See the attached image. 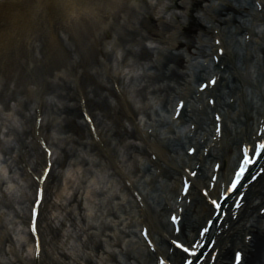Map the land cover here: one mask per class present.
<instances>
[{"label":"rangeland","instance_id":"1","mask_svg":"<svg viewBox=\"0 0 264 264\" xmlns=\"http://www.w3.org/2000/svg\"><path fill=\"white\" fill-rule=\"evenodd\" d=\"M153 1L126 11L120 19L114 16L107 21L100 13L96 18L64 23L62 30L56 27V38L60 37L56 46L44 41L41 54L47 56L33 64L30 72L24 70L31 57L23 46L4 55L6 68L0 65V264L19 263L10 252L9 240L21 233L22 221L28 217V200L32 198L29 177L37 172L35 166L44 157L34 136L38 117L39 137L55 152L39 220L43 234L41 264L72 262L61 256L64 250L89 264H118L112 257L129 264L133 256H141L130 242L132 222L142 219L140 209L112 160L120 162L125 175L155 209L168 196V181L157 168L160 165L165 170L166 166L159 160L153 164L148 154L150 143L163 139L162 131L168 126L162 123L160 115L165 111L159 99L170 90L185 91L180 82L166 78L164 70L156 68V61L164 56V49L158 48L161 41L150 47L144 40L151 28L161 31L163 39L168 30L165 27L175 22L170 15L181 11L158 10L155 2L161 0ZM246 2L241 0L238 5L248 6ZM193 15L197 17V11ZM194 24L196 33L188 36L179 32V41L198 42L203 27L195 20ZM104 27L108 37L100 31ZM225 28L234 35V26ZM174 54H182L184 63L191 59L184 47ZM263 62L264 54H259L258 59L246 63V68L243 65L242 72L252 83L246 89L252 96L259 94ZM15 66L16 77L8 90L3 85ZM123 67L126 82L119 76ZM24 81L38 86L30 96L23 91ZM114 83L121 85L122 91L125 85L134 86L138 104L129 109L136 114L135 121L118 99ZM82 98L84 109L108 143L106 152L103 144L91 139L82 121Z\"/></svg>","mask_w":264,"mask_h":264},{"label":"bare ground","instance_id":"2","mask_svg":"<svg viewBox=\"0 0 264 264\" xmlns=\"http://www.w3.org/2000/svg\"><path fill=\"white\" fill-rule=\"evenodd\" d=\"M145 0H103V4H99L98 2H95L94 0H0V58L3 56V54L7 51H9L11 46H14V44H17L20 41L27 43V46H29L30 49L33 51L36 49L35 42H38L40 39H36V37L33 36L34 30H35V21L38 19V17H42L44 13L51 9H57V16L52 13V15H47L48 19L45 20L47 26L43 30V34L46 35L47 40L50 41H55L56 40V35H55V28L58 27L59 29H63L64 23H71V21L74 20H85L89 18H96L98 14H103L112 11V12H119L120 11V6L125 5V7L129 6L130 3H140L144 2ZM202 1H207V0H202ZM172 6L176 9L180 8L185 11L187 16L190 18V11L192 8L199 2V0H188V4L186 5L183 2L179 3V0H171ZM262 5H264V1H261ZM106 4V5H105ZM168 9V8H167ZM246 8H244L245 10ZM243 10V11H244ZM56 11V10H55ZM228 11H233L235 12L236 9L231 6L229 3H225L223 5L222 9L217 10V17L218 16H223L227 14ZM118 14V13H116ZM210 16H212V13H208ZM111 16V15H110ZM110 16L108 18H110ZM37 18V19H36ZM36 19V20H35ZM150 20H152L150 18ZM233 23L236 22V19L233 17L230 19ZM218 22H220L218 20ZM182 28V27H181ZM204 34H209L211 33L210 29H204ZM246 31V29L244 30ZM157 33L156 30L152 29V34L155 35ZM215 39H220L217 36H214ZM24 44V43H23ZM176 44H180L177 42ZM50 45V44H49ZM184 47L186 48L187 51H190L192 48H196L197 53L194 54H201V55H207L208 49L213 48V54H216L217 49L220 47H216L214 45H207L206 42H203L200 44V47H195L192 45V43H185L183 44ZM228 46V44H227ZM226 44H222V48H224V58L223 60L229 61V65L232 64L233 69L237 72L238 77L236 79H239V81H243L241 83L245 84V76L243 74L239 73L235 62L238 61L239 55L234 54L230 46L227 47ZM3 59V58H1ZM173 62L176 67H181L183 65V58L182 56H177V55H171V56H166L164 58V62L160 66L165 67L168 69V78L175 79L176 81L182 80L184 83H192V81L196 80V82L201 81V73L202 71L194 72L193 74L189 75L187 73H183L182 75H179L177 73V70L174 68L170 69L167 68L168 64ZM222 63H220L221 65ZM219 65V66H220ZM220 68V67H219ZM14 77V76H13ZM12 77V78H13ZM248 82V81H247ZM240 83V84H241ZM264 83V82H263ZM261 90V88H260ZM174 90H170V93H166L164 95V100H163V108H167L165 110H168V106L175 100L177 96H180L179 94H173L176 92H173ZM239 91V90H238ZM261 91L258 93L260 94ZM241 95L242 98V103L244 105L243 108V116L238 117L235 119L232 117H228L229 120H231L233 123H236V127L234 128V133L233 129L228 126L223 122L224 125V134H225V141L224 144L221 143L222 149L216 152L215 154L213 153V148H209L207 151L208 154V160L210 162H218L221 163L222 165V172H221V179L218 182V188H220V182H225L227 179V175L231 173L235 159L238 157L239 158V153L240 149L243 144L245 143H250L252 140L255 138L252 137L255 132L253 131V124L256 121L255 117L258 116V119H262L261 116L263 114V111L260 110L259 105L257 103H251L248 102L246 97L243 96V92L241 90ZM240 99V98H239ZM264 102V100H263ZM200 115V120L202 122L209 120V115L207 111L205 110L203 113H199ZM264 119V118H263ZM182 123L184 124L186 120L182 119ZM119 123V122H118ZM262 124V122H261ZM199 129L204 131L205 129L202 127L201 123L199 122ZM240 128V129H239ZM239 129V130H238ZM239 136V138H237ZM166 138V135H165ZM177 141V146H180L181 148L184 147L185 145V140L182 137H179L176 139ZM222 142V141H221ZM158 147V148H157ZM155 150H153V153H158V155L165 159V166L166 169L163 172V175L166 176L167 180H169L170 185H172V188H170L169 192L170 195H172L171 198L176 196L178 194L179 186L180 183L183 184V178L188 177V174L185 173L186 168H190L191 170L196 169L197 163L194 164H187L190 160H200V164L202 165L201 169H198V177L195 180H192V178L188 177L190 180H192L193 184L195 185V191L193 192L194 196H197V194H200V189L202 188L200 184H198V180H202L203 185L204 181L207 179V176L209 173H212V170L209 169L208 164H206V161H203L202 156H199L200 158L197 157H191L187 162H182L183 165H186L185 168L181 167L180 164L178 165L177 162L174 163L173 160L170 161L171 159L168 158V152L169 150L166 147H161L157 146ZM191 147H195V145H190L188 149ZM207 145L205 144L204 146L201 147L202 151L204 152L205 149H207ZM203 155V154H202ZM216 164V163H215ZM233 165V166H232ZM46 166V162L40 161V163H37L35 166L34 171L37 172H42L43 169ZM53 169V168H52ZM32 176V175H31ZM183 176V177H182ZM264 182V176H261L258 180V183H263ZM256 183V184H258ZM34 186V183L32 184ZM36 186V185H35ZM256 185H254L255 187ZM217 188L216 192H212L213 194H218L219 189ZM34 190V187L32 188ZM261 198H264V192L259 193ZM255 195V190L253 191V187L251 188V191L249 192L247 198L245 197L244 199L247 200V204L243 207L242 212L238 216V219L234 221L230 216L228 217L227 220L224 221V223L221 225L222 227H225L226 224H229V229L227 231H224L225 235L227 236H219L218 231L222 227H219V229L213 231L211 234L212 236L216 237V245L214 246V249H217L219 251L216 263L215 264H226L228 256L231 252V250L235 249H240L243 250L244 252V257H243V264H264L263 257H264V216L260 217L257 215H254L256 212L255 208H257L255 204V200L252 199ZM169 198H166L165 205L167 206L166 210V216H169L172 214V212H176L178 208L176 209L175 206L171 205L170 202L168 201ZM205 198L200 194V196L195 197V201L191 206H188L187 210L183 215H186V219L182 222L183 226L185 228V231L191 236L195 235L196 229H198L201 225H203L206 221V219L210 218L213 215L212 209L209 204L204 202ZM263 200V199H262ZM264 201V200H263ZM161 210H165V207H162ZM251 216V217H250ZM151 218V215H150ZM249 218H252L253 220H256V224H250L249 223ZM23 222L25 220L23 219ZM26 223V222H25ZM248 223V224H247ZM135 224V225H134ZM151 229L156 231L155 229L157 228V234L160 236V242H156L157 244H161L160 247L157 245L158 251H156V256H163L167 255L169 258L170 252L169 249L165 250L162 249L164 245L163 243L168 244L167 238H168V232H165V229L168 228L170 230L168 222L165 220L161 221L160 226H155L150 223ZM133 226L135 228L140 227L139 223L135 222L133 223ZM171 232V231H170ZM238 235H242L243 241L241 240L239 242L235 241L236 237ZM26 236V234H25ZM154 237V236H153ZM26 240L29 241L27 245V250H30L32 252V255L34 256V249L31 246L32 244V239L28 234L26 236ZM31 246V247H30ZM143 247V245H142ZM24 251V250H23ZM25 252V251H24ZM23 257V255H21ZM183 256V253H179L178 251L175 252L174 255H171V260L174 259L175 261L181 260ZM164 257V256H163ZM149 258H153V256L149 255ZM157 258H154L156 260ZM178 259V260H177ZM34 260V259H33ZM134 260V259H133ZM137 261V258H136ZM130 264H133L131 262ZM202 264H209V261L206 260Z\"/></svg>","mask_w":264,"mask_h":264},{"label":"snow or ice","instance_id":"3","mask_svg":"<svg viewBox=\"0 0 264 264\" xmlns=\"http://www.w3.org/2000/svg\"><path fill=\"white\" fill-rule=\"evenodd\" d=\"M217 43H220L217 41ZM224 49L220 48V52H223ZM218 59V57H217ZM217 80L212 78L210 80L211 85H215ZM201 89H207L209 87V83H202ZM212 103L215 104L216 101L212 100ZM186 99L178 98L177 103V111L176 115L180 116L182 111H185ZM89 120L92 119L91 116L88 117ZM214 120L216 122L215 131L219 133L221 136L224 134V125H223V117L219 112H216L214 115ZM93 127H95L93 125ZM195 127V125H193ZM191 152L196 153L197 149L195 147L190 149ZM48 156H52V150L48 149ZM264 158V127H261L258 130L257 138L252 140L250 143H245L241 147V154L238 159L236 167L232 170L231 176L228 177L227 184L228 190L221 193V196L218 198H213L212 192L210 189H216L218 187V182L221 179L220 173L222 172V165L220 163H216L214 166V172L210 176V181L208 185H205L200 189V194L213 205V214L219 216L221 214L227 215V213H222L221 211H217L222 209L221 199L227 200L229 196V192L236 193L240 187H242V183L245 181L246 174L250 170V166L255 165L258 161ZM52 172V161L49 159L47 168L41 173V175L35 176L34 179L39 182L36 190V195L33 200L32 206V219H31V231L34 234L35 240V248L34 255L39 257L42 252V244L40 239V231H39V220L42 215V205L46 200V190L44 187V182L49 179V175ZM191 176L198 177V174L191 169H189ZM264 176V167L260 168L259 172L251 177V180H256ZM130 183V181H129ZM195 191V185L188 178L184 177L183 185H182V195L179 196V200L182 202H186L188 205H192L195 201V196L193 192ZM244 200V196H240L239 200L236 202L235 206L237 209L241 207V203ZM179 213H185L186 210L183 207L178 208ZM186 215H177L171 214L170 220L173 222V235L167 238L168 246L170 250V256L168 259H165L163 256L158 257L157 264H173L171 261V255H174L177 250L183 253L180 264H197L198 258L202 255L200 249L204 247V244L200 242V238H206L211 228L216 224L215 220L211 218L206 219L205 223L201 225L195 231V235H189L183 226V221L186 219ZM142 235L147 238V243L150 246L151 250L156 252L157 244L154 242L153 238L150 235V230L147 227L143 228ZM243 253H238L236 256L235 264H240V261L243 259ZM195 258V259H194Z\"/></svg>","mask_w":264,"mask_h":264}]
</instances>
